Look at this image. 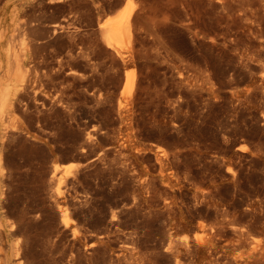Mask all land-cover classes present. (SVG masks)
Segmentation results:
<instances>
[{"label": "rangeland", "instance_id": "374dc122", "mask_svg": "<svg viewBox=\"0 0 264 264\" xmlns=\"http://www.w3.org/2000/svg\"><path fill=\"white\" fill-rule=\"evenodd\" d=\"M142 1L147 18L158 17L164 4L170 10L160 39L141 25L122 59L100 35L97 74L78 56L86 76L56 81L69 85L83 116L48 119L52 125L60 119L63 129L46 127L52 143L28 144L16 157L0 212L16 224L27 201L38 214L29 225L32 246L41 251L46 225L59 221L56 200L71 199L87 214L82 222L69 207L88 241L109 239L93 247L94 257L105 259L100 264H227L248 258L258 240L253 264H264V0ZM123 2L101 0L98 20ZM46 14L72 23L66 8ZM64 46L65 40L53 43L45 53L51 59ZM125 72L136 83L122 94ZM87 80L101 88L98 100ZM157 146L165 149L160 162ZM53 157L78 167L77 193L69 182L57 189L51 181ZM9 235L15 242L20 233ZM8 248L0 242V264Z\"/></svg>", "mask_w": 264, "mask_h": 264}, {"label": "bare ground", "instance_id": "6f19581e", "mask_svg": "<svg viewBox=\"0 0 264 264\" xmlns=\"http://www.w3.org/2000/svg\"><path fill=\"white\" fill-rule=\"evenodd\" d=\"M205 2L210 5L212 0ZM122 4V9L116 14L99 21L101 0H0V202L10 195L15 165L18 164L16 157L21 151L28 144L34 148L50 145L52 137L45 132L46 127L51 125L56 134L63 129L60 119L55 125L48 123V119L63 116L65 120L77 122L83 116L81 107H76L73 101L69 85L56 81L63 74L72 78L86 76L88 69L83 68L85 64L79 62L78 56L90 61L88 67L97 74L95 54L101 37L106 46L123 59L124 48L133 49L138 42L141 25L147 24L150 34L160 39L161 26L171 18L167 4L161 7L159 16L153 18H147L142 12V0H124ZM50 7L66 8L72 23L54 21L46 14ZM188 29L193 27L188 26ZM63 39L64 51L55 53L50 59L45 53L47 46L63 43ZM135 83L134 73L125 72L122 94L130 92ZM86 85L98 100L101 88L88 80ZM92 136L93 132L89 131L87 138ZM11 145L15 147L13 153L8 150ZM157 151L160 162L165 149L157 146ZM53 161L51 181L57 183V189L61 183L69 182L77 193L76 182L80 183L82 177L78 167L75 171L72 165L59 164L57 159ZM160 168L162 172L165 170L162 163ZM16 202L20 201L17 199ZM56 204L60 209L59 221L46 225L41 251L32 246L29 225L38 214L34 215L27 201L23 202L22 214L16 218L18 226L15 221L9 224L0 212V242L9 247L2 254V264H100L105 261L104 258H95L92 250L97 244L108 246L109 239L101 236L89 242L85 231L71 220L70 205L79 220L88 223L85 210L78 211L76 203L67 197L57 199ZM115 216L113 213L112 223ZM199 228L202 231L204 227ZM9 230L20 233L15 242L10 241ZM241 236L245 242V232ZM124 252L120 249L117 258L120 259ZM223 253L230 258L224 249ZM258 261L259 240L248 258L234 257L228 259L227 264Z\"/></svg>", "mask_w": 264, "mask_h": 264}]
</instances>
